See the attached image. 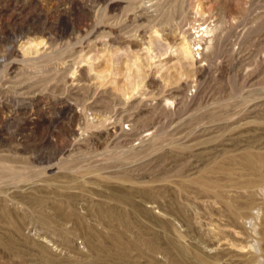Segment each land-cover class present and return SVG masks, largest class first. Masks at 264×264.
<instances>
[{
	"label": "rangeland",
	"instance_id": "rangeland-1",
	"mask_svg": "<svg viewBox=\"0 0 264 264\" xmlns=\"http://www.w3.org/2000/svg\"><path fill=\"white\" fill-rule=\"evenodd\" d=\"M0 55V160L11 166L0 171V264H206L196 251L216 240L198 174L262 207L258 234L239 237L264 248V191L249 187L264 177V0H0ZM131 146L138 159H118ZM134 189L158 193L163 210L189 195L201 223L176 237L185 225L109 195ZM72 202L78 216L62 231L40 221ZM17 222L49 237L18 236ZM216 252L255 264L225 245Z\"/></svg>",
	"mask_w": 264,
	"mask_h": 264
},
{
	"label": "bare ground",
	"instance_id": "bare-ground-1",
	"mask_svg": "<svg viewBox=\"0 0 264 264\" xmlns=\"http://www.w3.org/2000/svg\"><path fill=\"white\" fill-rule=\"evenodd\" d=\"M200 31L201 30L197 29L196 32L198 33ZM204 32H206V33L208 32L207 27L205 28ZM197 37L200 38V36H197ZM193 39H195V38H193ZM194 44H198V42L196 41V43H194ZM190 45H191V42H189L188 40H184V42L181 46V49L186 54L191 55L192 50L190 49ZM1 56L2 55H0V57ZM4 77H6V76H4ZM151 78H153V77H151ZM182 100L184 101L185 99H182ZM182 100L180 102H183ZM171 107H172V105H171ZM5 118L6 117H4L0 113V121L6 120ZM152 129H154V127ZM158 134L159 133L154 134V137L158 136ZM120 136H122V138H124L125 133L121 132ZM169 145H171V144H169ZM178 145H180V144H178ZM114 153H118V151H115ZM255 155H257V154H255ZM117 157H118V159H121L124 162H125V160H127V161L129 160L130 162H134L138 159L137 149L131 146V147L127 148L126 150H121ZM243 159H244V163H245L248 170H258V168H260V166L256 167L257 166L256 160L254 159L252 153H250V152L244 153ZM261 161H262V159L260 160V162ZM63 167L67 168L68 166L66 164H63ZM10 168H11L10 164L6 163L3 160H0V171H7L8 172V171H10ZM102 168L103 167L92 168L91 166H85L83 168V172H84V174H87V173L93 172L94 170H98V169H102ZM214 169H216L218 171L223 170V168H221V166H219V165L213 166L211 171ZM104 171H106V170H104ZM191 182H193L196 185V188L198 190L195 194V198H198L199 200H201V203L208 210L209 217H208V220L206 221V223H204V226H207L205 233L210 234L209 237H215V240H216V241H214L211 238L207 242L203 241L202 243L205 246L204 248L207 249V253H204L202 251L200 252L197 249L198 251H196V256L199 259L203 260L206 264H224L223 263V261H224L223 255L221 253H217L216 250H219L222 245H225V246H227V249L230 250V252H239V253L247 252V253H250L253 257L256 258L255 262H254L255 264H264V248L262 245V242H263L262 237H260V238L254 237L251 240H248L246 237H239L240 235H243L244 228H246V227H248L249 230L251 232H253L254 234H258L257 221L261 220L260 215H261V212L263 211L262 207L255 208V206H252L253 204L251 203L252 202L251 199H247L245 205H244V203H242V205H240L238 203L237 204L234 203L231 197L227 196L226 194L225 195L223 194L224 187H226V186L218 185V182L216 180H213L210 177H208L206 179V177H204L202 174H198L194 179H191ZM227 186L231 187L229 185H227ZM249 187H253V188L256 187L257 189H261V191L263 192L264 191V177H262L261 181L253 182V184H250ZM153 189H155V188H153ZM49 193H51V192H49ZM109 195H111L113 197L111 199H115L119 202H124V203H131L132 202V204L136 207V209L142 210L146 214H152L154 208L158 209L159 211L162 212V215L156 214L155 215L156 217L165 220L169 224L174 223L176 221L179 223V227H182L185 225L186 228L184 229V231H181L177 228L175 229L176 237H186L187 233H189V227L191 226V224L201 223V216H200L198 205L195 203L191 204V201H190L191 199H190L189 195H184V196L179 195V201L173 199V200L168 202L164 199L166 210L162 209L161 203L157 200L158 193L155 194V192L152 191L151 189L150 190H148V189H134V190H129L128 192H126L124 194L112 192ZM48 196H50V195H48ZM67 198H71V196H68ZM223 199H225V200L222 203L221 200H223ZM182 201H185V203H183ZM222 204H223V206H222ZM69 205H70L69 207L71 210H69L67 212H61L60 209L48 207L49 212H51V215H48L46 213H40V221H42L43 223H46V224L48 223L50 225V221L52 219L53 220L56 219L54 221L52 220L53 222H56V227L53 230L54 231L55 230L56 231H62V226L66 227L69 224L70 220L73 219V217L78 216V212L76 211L74 203L72 202ZM189 207H190V209H189ZM215 207L218 208L219 218L221 221L220 223H215L212 219V215H213L212 209ZM253 208L256 209V211L254 213L251 212V210H253ZM188 209H189V211H188ZM107 210L108 209H106V208H102V209H100V213L105 214V213H107ZM111 211L115 217H119V215L116 212H114L113 210H111ZM225 211H226V213H225ZM221 215L223 217H220ZM221 225L227 227L228 229L222 230ZM14 230L18 236H24V237L33 236V237H46V238L49 237L47 235V233L39 232V230L36 231V228H29L26 224H24L22 222H17L14 225ZM220 231H221V234H225L224 237H222L225 241L221 242V243H220L221 237L218 235V233ZM65 233H69L68 229H67V231H65ZM48 241H50V240H48ZM46 245L43 243H39V247L42 248L43 250L46 248ZM99 248H100V246H99Z\"/></svg>",
	"mask_w": 264,
	"mask_h": 264
}]
</instances>
